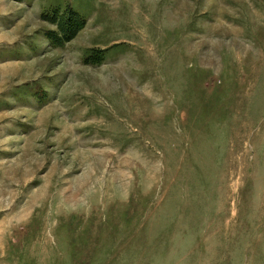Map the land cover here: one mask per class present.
I'll return each instance as SVG.
<instances>
[{"label": "rangeland", "instance_id": "rangeland-1", "mask_svg": "<svg viewBox=\"0 0 264 264\" xmlns=\"http://www.w3.org/2000/svg\"><path fill=\"white\" fill-rule=\"evenodd\" d=\"M0 264H264V0H0Z\"/></svg>", "mask_w": 264, "mask_h": 264}, {"label": "trees", "instance_id": "trees-1", "mask_svg": "<svg viewBox=\"0 0 264 264\" xmlns=\"http://www.w3.org/2000/svg\"><path fill=\"white\" fill-rule=\"evenodd\" d=\"M44 17L56 26V29L46 32V37L57 47H63L74 40L86 24L84 17L71 7L63 11L57 9L52 13L44 14Z\"/></svg>", "mask_w": 264, "mask_h": 264}]
</instances>
